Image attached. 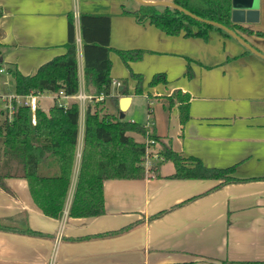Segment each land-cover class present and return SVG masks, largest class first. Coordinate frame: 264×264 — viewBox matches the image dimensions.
<instances>
[{"label": "crops", "instance_id": "crops-1", "mask_svg": "<svg viewBox=\"0 0 264 264\" xmlns=\"http://www.w3.org/2000/svg\"><path fill=\"white\" fill-rule=\"evenodd\" d=\"M159 1L166 0H149ZM140 4L138 0L135 8ZM0 6L3 67L7 72L9 66L16 67L23 74L35 73L66 51L71 12L112 11L108 2L93 0H0ZM110 14L111 75L128 82L131 100L126 111L138 94L130 69L143 75L141 94L148 98L153 125L163 139L150 148L151 162H160L159 169L143 178L104 180L105 212L70 216L84 139L86 108H80L76 160L60 218L46 215L35 203L23 165L3 157L1 172L10 191L0 186V220L10 228H0V264H264V36L237 31L249 48L217 29L203 39L171 35L145 22L133 23L139 36L134 45H127L123 23L131 20ZM243 25L264 32V0L259 21ZM75 27L80 87L92 93L84 81L81 26L76 18ZM116 47L141 49L144 55L118 72L113 69L114 58L121 59ZM189 64L192 77L187 74ZM157 72L166 73L169 82L150 87L147 84ZM122 86L115 92L119 109L120 99L127 96L121 93ZM175 89L191 95L190 118L184 124L178 105L168 113L158 97ZM115 110L113 105L111 111ZM165 144L208 167L235 166L234 175L242 180L213 188L220 179L170 177L174 163L156 157H163ZM56 170L52 157L41 164L42 172ZM135 222L129 230L106 234ZM27 228L38 233L26 232Z\"/></svg>", "mask_w": 264, "mask_h": 264}, {"label": "trees", "instance_id": "trees-1", "mask_svg": "<svg viewBox=\"0 0 264 264\" xmlns=\"http://www.w3.org/2000/svg\"><path fill=\"white\" fill-rule=\"evenodd\" d=\"M201 18L197 19L182 10L170 5L140 4L132 13L139 23L150 22L164 32L185 36H197L208 39L213 29L231 36L224 28L208 23L216 21L235 31L264 36L263 31L253 30L241 23L232 21L233 0H172ZM163 6L161 9L160 6ZM3 11L0 6V17ZM84 56V81L92 88L95 96L85 109V128L80 166L75 191L69 206V215L73 217L97 216L105 212L103 182L112 178H143L149 172H157L159 163L149 170L144 164L147 144L137 140L132 133L149 136L163 141L157 134L155 125L146 127L140 122L120 117L119 96L112 94V60L111 20L110 13L82 12L79 15ZM1 36V29H0ZM0 42V58L2 57ZM66 51L44 62L33 74H23L18 68L9 66L8 72L14 78V92L20 95L32 92H58L63 90L68 95L77 94L80 90L79 64L77 59V36L75 16L71 12L68 18V38ZM123 62L143 57L141 49H118ZM3 61L0 59V68ZM131 75L137 80L136 92L143 93V75L130 69ZM189 77L193 76L192 67L188 65ZM166 73H155L148 85L154 87L160 83L167 84ZM122 94L128 95V82L123 81ZM104 94V99L96 96ZM112 97L115 111L104 108L107 97ZM164 103L168 113L178 105L181 123L190 118L191 95L181 89H175L170 95L158 96ZM12 119L2 117L0 112V186L10 191L5 181L6 175L1 172L3 157H10L24 167L23 177L28 181L35 203L43 212L53 218H60L70 189L72 174L76 160L79 138L80 106L76 100L68 106L55 102L45 110L40 105L33 112L27 105L17 104ZM151 108L148 117L153 119ZM164 160L174 163L175 171L170 175L174 178H215L222 184L241 181L234 175L235 166L214 168L206 166L198 158L183 157L170 145H164ZM52 157L57 165L53 173L41 171V164ZM161 161V162H162ZM158 174V173H157ZM193 196L183 203L195 199ZM138 222L129 224L119 230L107 232L116 234L129 230ZM0 228L9 229V225L0 220ZM26 232H35L30 228ZM168 264H193L192 262H175Z\"/></svg>", "mask_w": 264, "mask_h": 264}, {"label": "rangeland", "instance_id": "rangeland-1", "mask_svg": "<svg viewBox=\"0 0 264 264\" xmlns=\"http://www.w3.org/2000/svg\"><path fill=\"white\" fill-rule=\"evenodd\" d=\"M145 1L149 2V0H145ZM93 2H95V4H96V2H108V4H110V7L112 9V11H109V13L114 12V14H122L124 16V18H127V19H125V21H127V20L129 21V19L131 20L130 22H132V23H128V22H126L127 24L123 23L124 26L126 27V34H127V40H124V41H126L127 45H134L135 41H133V40L135 37H138L139 34L136 31V29L132 26H133V23L136 24L139 22L137 21L136 16L134 14L125 13L124 10L135 11L136 10L135 5L138 3V0H93ZM162 5H164V4H162ZM162 5L160 6L161 9L163 8ZM140 32H142V31H140ZM122 43H123V38H122ZM117 49H119V48H117V47L114 48V51H116L115 53L118 54ZM113 62H114L113 69L115 68V70L118 72L125 71L128 69V66L123 62L122 59H119L118 56H116L114 58ZM118 87H121V86L113 85L111 95H115L116 89ZM0 90L2 92H5V93L14 91V78L7 71L0 73ZM111 95L107 97V100L104 104V108H108L110 111L113 109V105H114ZM72 100H74V99H70V101H72ZM89 101L90 100H87L86 102H89ZM155 102L156 101H153V102H151V104L154 103V105H155L156 104ZM39 103H40L41 107L49 108L51 105H53L55 103V100L52 98L50 92H45L40 97ZM79 106H80V108H84V106H82L80 104V102H79ZM85 108H86V105H85ZM214 109H216V110L220 109L221 110L222 108H214ZM124 119H127V120L132 119L133 121L140 122L143 125H146L148 123L151 124V122H153V124H154V121H152L151 119L148 118V98L146 95L135 94L134 101H133L130 109L128 111H125ZM132 134L137 140H140V141L144 140L146 142V144H149V151H150V153L154 154V152H152L150 150V148H151V146H154V145L160 143V141L155 140V139L149 137L148 135L143 136L142 134H139V133H132Z\"/></svg>", "mask_w": 264, "mask_h": 264}, {"label": "built area", "instance_id": "built-area-1", "mask_svg": "<svg viewBox=\"0 0 264 264\" xmlns=\"http://www.w3.org/2000/svg\"><path fill=\"white\" fill-rule=\"evenodd\" d=\"M79 13L75 12V18L79 19ZM7 71L6 68L2 67L0 68V73ZM112 84L116 85V86H121L122 85V81L116 78L112 79ZM43 93H35L32 92L30 94H25V95H20L13 92H2L0 90V112L2 117H7L8 119H12L13 113L15 111V101L16 103L22 104V105H27L31 108V110L34 112L36 110V108L40 105L39 104V99L42 96ZM50 94L52 95V98L55 100V102H57L59 105H65L68 106L69 104H71V102H69L70 99H74L77 102H80V104L82 106H84L87 104V100H92L95 96L92 93H87L86 90L83 87H80V90L77 94H73V95H68L66 94L63 90H60L58 92H50ZM96 98L98 100H102L104 99V94H100L98 96H96ZM149 119L152 120V118L148 117ZM153 121V120H152ZM153 125V122L146 124V127H151ZM153 142V141H152ZM153 154L150 153L149 151V144H147V149H146V154H145V159H144V164L147 170H149L154 164L153 162H151V156ZM159 156L158 158H160V160L163 159V157H161L160 155H156V157Z\"/></svg>", "mask_w": 264, "mask_h": 264}, {"label": "water", "instance_id": "water-1", "mask_svg": "<svg viewBox=\"0 0 264 264\" xmlns=\"http://www.w3.org/2000/svg\"><path fill=\"white\" fill-rule=\"evenodd\" d=\"M143 4H164V5H170L173 6L176 9L182 10L185 13L200 19L199 16H197L195 13L189 11L188 9L176 4L174 1H159V2H148L145 0H139ZM233 10H232V21L235 23H256L260 19V0H233ZM208 23L213 25H218L224 29H226L231 36L237 38L244 44L248 45V43L245 41V39L235 30L232 28L227 27L226 25H223L216 21L206 20ZM249 46V45H248ZM251 48V46H249ZM255 50V49H253ZM3 60V58H0ZM131 100V97L129 95L124 96L120 99V117L124 118L125 111L128 108V104Z\"/></svg>", "mask_w": 264, "mask_h": 264}]
</instances>
